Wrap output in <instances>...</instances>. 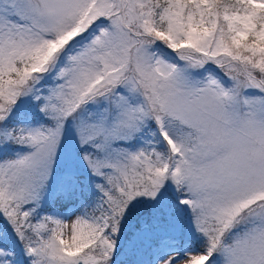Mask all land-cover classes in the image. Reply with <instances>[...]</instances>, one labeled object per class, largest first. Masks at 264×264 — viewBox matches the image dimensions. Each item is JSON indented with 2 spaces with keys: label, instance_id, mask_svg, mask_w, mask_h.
Returning a JSON list of instances; mask_svg holds the SVG:
<instances>
[{
  "label": "snow or ice",
  "instance_id": "1",
  "mask_svg": "<svg viewBox=\"0 0 264 264\" xmlns=\"http://www.w3.org/2000/svg\"><path fill=\"white\" fill-rule=\"evenodd\" d=\"M0 264H264V0H0Z\"/></svg>",
  "mask_w": 264,
  "mask_h": 264
}]
</instances>
